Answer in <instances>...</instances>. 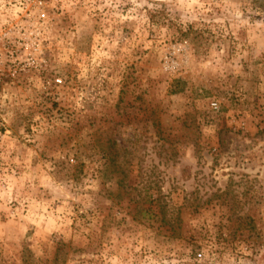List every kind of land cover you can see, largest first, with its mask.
Segmentation results:
<instances>
[{
  "label": "rangeland",
  "instance_id": "1",
  "mask_svg": "<svg viewBox=\"0 0 264 264\" xmlns=\"http://www.w3.org/2000/svg\"><path fill=\"white\" fill-rule=\"evenodd\" d=\"M0 0V264H264V0Z\"/></svg>",
  "mask_w": 264,
  "mask_h": 264
},
{
  "label": "built area",
  "instance_id": "2",
  "mask_svg": "<svg viewBox=\"0 0 264 264\" xmlns=\"http://www.w3.org/2000/svg\"><path fill=\"white\" fill-rule=\"evenodd\" d=\"M52 1H55V0H52ZM21 3L27 5L26 0H21ZM31 5L34 6L35 9L37 10L38 16L39 17H43V13L41 11L42 10V5H43V1L42 0H33ZM6 42H7V34H6V32L0 31V64H1V55H2L3 51L5 50ZM0 73H1V67H0Z\"/></svg>",
  "mask_w": 264,
  "mask_h": 264
}]
</instances>
